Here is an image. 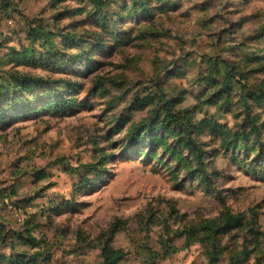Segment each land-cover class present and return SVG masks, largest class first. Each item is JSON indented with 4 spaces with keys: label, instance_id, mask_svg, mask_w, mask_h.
I'll use <instances>...</instances> for the list:
<instances>
[{
    "label": "rangeland",
    "instance_id": "374dc122",
    "mask_svg": "<svg viewBox=\"0 0 264 264\" xmlns=\"http://www.w3.org/2000/svg\"><path fill=\"white\" fill-rule=\"evenodd\" d=\"M0 109V264H264V0H0Z\"/></svg>",
    "mask_w": 264,
    "mask_h": 264
},
{
    "label": "trees",
    "instance_id": "16d2710c",
    "mask_svg": "<svg viewBox=\"0 0 264 264\" xmlns=\"http://www.w3.org/2000/svg\"><path fill=\"white\" fill-rule=\"evenodd\" d=\"M96 3L98 6H105L104 2L100 1H92L91 4L96 7ZM104 3V4H103ZM97 8V7H96ZM34 86L29 83L26 86V89ZM3 113L0 109V116ZM246 222L245 215H232L230 213H223L219 217L218 220L207 221L204 224H200V226L189 227L180 234L181 236H186L188 241H191L195 237V242L207 243L209 251L206 252L208 257V264H218L220 258L222 257L224 250L218 248L217 239L220 235L228 234L231 231L240 230L244 227ZM253 231L254 230H250ZM178 235V232L176 233ZM261 236L259 232L253 234V237L258 239ZM256 241V240H255ZM254 254V251L241 252L237 257L232 258L229 264H243L245 263L251 255ZM126 258V253L122 250L113 251L110 247H104L102 250V259L103 264H120ZM259 263V262H258Z\"/></svg>",
    "mask_w": 264,
    "mask_h": 264
}]
</instances>
